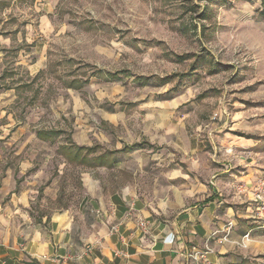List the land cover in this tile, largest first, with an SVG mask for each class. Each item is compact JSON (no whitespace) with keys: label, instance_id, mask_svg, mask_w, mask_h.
<instances>
[{"label":"rangeland","instance_id":"rangeland-1","mask_svg":"<svg viewBox=\"0 0 264 264\" xmlns=\"http://www.w3.org/2000/svg\"><path fill=\"white\" fill-rule=\"evenodd\" d=\"M260 11L259 0H0V94L15 89L0 106V174L10 165L29 183L35 216L99 186L163 197L177 171L213 180L247 163L264 180ZM130 135H188L198 147L182 155L142 137L119 167L97 166ZM71 145L92 151L74 160Z\"/></svg>","mask_w":264,"mask_h":264},{"label":"crops","instance_id":"crops-1","mask_svg":"<svg viewBox=\"0 0 264 264\" xmlns=\"http://www.w3.org/2000/svg\"><path fill=\"white\" fill-rule=\"evenodd\" d=\"M4 91L0 106L15 89ZM37 132L34 137L49 138ZM142 137L149 146L172 145L182 155L198 147L188 135L116 136L118 152L111 161L97 156V166L119 167L115 156L133 151ZM248 140L242 144H252ZM242 165L241 175L227 169L204 181L177 171L163 197L137 193L130 184L112 191L99 186L77 207L39 216L31 209L34 190L7 165L0 174V264H264V180ZM245 233L250 238L243 247Z\"/></svg>","mask_w":264,"mask_h":264},{"label":"trees","instance_id":"trees-1","mask_svg":"<svg viewBox=\"0 0 264 264\" xmlns=\"http://www.w3.org/2000/svg\"><path fill=\"white\" fill-rule=\"evenodd\" d=\"M260 1V6H261V13L264 14V0H259ZM96 74H102V75H106V73L100 71V70H97L96 71ZM111 77H114L116 75H114L113 73L112 74H109ZM162 81L164 80H167V79H161ZM149 81V78L148 77H138L136 78V82L141 84V85H145L147 84ZM54 131H42V130H39L37 132V135L38 137L42 138V139H46L50 136H53ZM82 151H88V152H91L92 151V148L91 147H84V146H77V145H71V147H69V152L71 154V158H73L74 160L76 158H78L79 154L82 152ZM80 160H84V157H80L79 158V161Z\"/></svg>","mask_w":264,"mask_h":264},{"label":"built area","instance_id":"built-area-1","mask_svg":"<svg viewBox=\"0 0 264 264\" xmlns=\"http://www.w3.org/2000/svg\"><path fill=\"white\" fill-rule=\"evenodd\" d=\"M141 225H143V223H141ZM228 227H230V223L228 224ZM249 238H250L249 233H245V234L242 236V238H241L239 244H240L241 246L245 247V242L248 241ZM225 239H226V236L224 235V236L218 238V241L225 240ZM87 250H88V249H87ZM195 255L197 256L198 259H200V258L202 259V258L204 257V253H202V252H197V251H195L194 254H193V256H195Z\"/></svg>","mask_w":264,"mask_h":264}]
</instances>
